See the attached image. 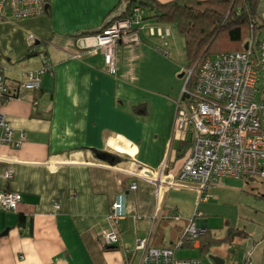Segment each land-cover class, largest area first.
<instances>
[{
    "label": "crops",
    "instance_id": "crops-1",
    "mask_svg": "<svg viewBox=\"0 0 264 264\" xmlns=\"http://www.w3.org/2000/svg\"><path fill=\"white\" fill-rule=\"evenodd\" d=\"M123 7V0H45L42 14L0 20V68L7 84L45 61L51 64L38 87L1 104L14 137L22 132L24 139L18 147L0 145V190L21 194L15 209L0 208V264H139L136 238L172 246L187 222L171 217L179 214L171 192L186 186L196 191L194 181L163 182H177L188 152L172 131L182 84L172 77L179 76L175 26L155 21L146 10L139 40L118 41L112 73L100 50L75 47V34L99 28ZM102 151L113 158L101 159ZM144 168L161 172L155 181L136 177ZM7 169L10 178L2 175ZM242 178L240 189L259 216L244 229L227 228L223 240L234 243L236 257L226 246L218 248L222 238L210 236L203 211L200 222L208 231L192 242L196 254L187 256L208 261L212 253L223 264H264V183ZM119 193L125 215L113 222L110 204ZM109 228L116 229L117 241L104 246L100 233ZM232 229L241 233L229 236Z\"/></svg>",
    "mask_w": 264,
    "mask_h": 264
},
{
    "label": "built area",
    "instance_id": "built-area-1",
    "mask_svg": "<svg viewBox=\"0 0 264 264\" xmlns=\"http://www.w3.org/2000/svg\"><path fill=\"white\" fill-rule=\"evenodd\" d=\"M44 11L45 0H0V20L35 16ZM143 20V9L133 5L129 15L115 17L100 30L75 35V47L77 50H100L107 71L112 73L118 41L137 42ZM259 21L263 23V29L254 48L247 41L245 49L205 55L196 68L191 88L185 87L190 74V69L186 70L184 84L175 100L172 131L182 140L188 136L190 147L177 172V182H163L173 185L194 181L197 201L207 200V187L222 177H254L264 181V9ZM149 29L152 33V28ZM27 36L33 41L32 34ZM43 73H51L48 61L37 70L26 72L16 82L19 96L24 90L38 87L39 76ZM13 97L6 94L0 68V145L18 147L24 135L20 132L14 137L13 129L1 111L3 101ZM144 169L135 176L155 181L161 172V169ZM2 175L10 178L12 174L7 169ZM135 187L136 182L132 181L129 188ZM20 199L21 194L17 191L0 190L1 209H15ZM54 207H58L56 202ZM110 209L108 216L113 222L125 215L123 193L113 198ZM201 216L202 212L196 209L187 219L182 229L186 239L196 241L204 233L206 227L200 222ZM171 217L179 219L177 213ZM100 238L104 246H112L117 241V231L114 228L102 230ZM181 243L178 239L174 246H157L149 244L147 237H143L135 239L134 247L141 251L139 264H212L198 256H177L175 251ZM243 264L253 263L245 259Z\"/></svg>",
    "mask_w": 264,
    "mask_h": 264
},
{
    "label": "trees",
    "instance_id": "trees-1",
    "mask_svg": "<svg viewBox=\"0 0 264 264\" xmlns=\"http://www.w3.org/2000/svg\"><path fill=\"white\" fill-rule=\"evenodd\" d=\"M123 1L124 7L121 9L116 18L129 15L131 6L138 5L143 10L150 12L149 17L155 21L172 23L176 27L177 31L182 35L185 56L187 59V63L184 68L185 70L190 69V74L187 76L185 81L186 88H191L196 68L200 60L205 55L210 54L209 47L219 34L224 32L230 40H237L238 42H241L242 33L245 28H263V23H261L258 19L256 20V16L259 18L256 11L258 0H168L164 2L158 0ZM113 19L95 30L83 31L75 35L98 31L102 27L109 24ZM28 52L31 51L28 50ZM16 82L7 84L5 81L7 95H13L15 97L19 96V93L16 91ZM13 84L14 87L11 89L10 87H12ZM183 141L182 146L185 151V149H189L190 141L186 139ZM248 178L255 179L254 177ZM262 182L264 183V181ZM259 196L264 197V192ZM207 231L208 229H205L204 233L197 239L204 236ZM239 233H241L239 229H232L228 234L231 236ZM178 239L182 240L180 247L183 245L185 247H190L194 241L193 239H186L182 234V230L177 240ZM213 241L217 240L214 239ZM205 249V245H201L200 250L206 251Z\"/></svg>",
    "mask_w": 264,
    "mask_h": 264
},
{
    "label": "rangeland",
    "instance_id": "rangeland-1",
    "mask_svg": "<svg viewBox=\"0 0 264 264\" xmlns=\"http://www.w3.org/2000/svg\"><path fill=\"white\" fill-rule=\"evenodd\" d=\"M264 9V0H258L257 5V13L259 18ZM144 16L147 14L146 10H143ZM256 16V20L258 19ZM146 20V19H144ZM153 24L154 21L151 20ZM172 24V23H171ZM173 25V24H172ZM262 27H258L255 29L245 28L242 33V40L238 42L237 40H230L227 35L222 32L217 36V38L213 41L211 46L209 47L210 55H215L221 51L227 50H240L243 48L244 42H250L252 47H255L256 41L261 35ZM175 35L176 43L178 45L177 54H173V59L179 65V76L176 74L172 77L175 80L181 82V88L184 84L186 77L185 65L187 63V59L184 51V41L182 35L177 31L175 27ZM244 179L242 177H222L219 182L215 184H211L207 187L206 192L209 193V200L207 202H200L197 205V191L190 189V186H186V188H180L177 191H172L175 196V200L178 206L179 217L182 219H189L195 212L196 208L198 210L203 211L204 218L207 219V227L210 231V236L212 238H222L221 241L218 242L220 244L218 248H223L226 246V253L233 257L234 259L237 253V250L234 246V243H230L228 240H223L225 234H227V228H239L244 229L246 225H250L252 223L253 217H258V213L253 207L254 204H251L248 201V195L244 190L240 189L243 185ZM256 184V181L252 182ZM196 193V194H195ZM198 217L195 216V219ZM203 218V217H200ZM251 222V223H250ZM183 229V228H182ZM239 237H234L233 240H238ZM229 242V243H228ZM224 243L226 245H224ZM217 248V247H216ZM214 250H216L214 248ZM236 253H234V252ZM177 256H187V255H195L196 252L191 247H180L175 251ZM203 259H206L203 257Z\"/></svg>",
    "mask_w": 264,
    "mask_h": 264
},
{
    "label": "water",
    "instance_id": "water-1",
    "mask_svg": "<svg viewBox=\"0 0 264 264\" xmlns=\"http://www.w3.org/2000/svg\"><path fill=\"white\" fill-rule=\"evenodd\" d=\"M246 46H247V42H244L243 48L245 49ZM98 157H100L101 159H109V160L113 158L112 156H110L109 154L103 151L98 154ZM207 258L212 262V264H223L222 258L212 253L207 254Z\"/></svg>",
    "mask_w": 264,
    "mask_h": 264
}]
</instances>
